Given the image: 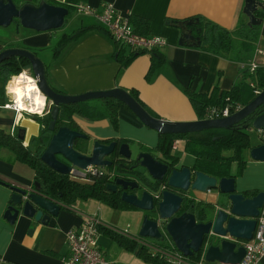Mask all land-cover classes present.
<instances>
[{"label":"crops","instance_id":"1","mask_svg":"<svg viewBox=\"0 0 264 264\" xmlns=\"http://www.w3.org/2000/svg\"><path fill=\"white\" fill-rule=\"evenodd\" d=\"M51 1L71 9V16H74L77 21L76 25L69 29L71 31L69 33L63 31L62 35L33 30L20 33L17 28L15 34L10 33L8 39L0 37V53L6 49H24L39 56L44 64L49 84L68 96L117 88L126 92L134 90L138 93L140 100L156 116V119L171 123L206 120L205 113L203 118L198 119L187 93L205 94L210 92L214 86L218 87L217 96L221 92H229L242 80L241 74L244 70L242 65L256 59V51L264 52V9L261 8L254 13L255 17L261 20L258 41L254 51L249 56H245L242 61L228 60L197 47L179 44L181 31L174 26V21H188L197 18L232 31L239 21L244 19L245 0ZM261 1L264 2V0ZM107 2L114 4L123 15L129 14L130 17L148 22V34L161 37L166 41V46L158 50L164 57V63L159 68L148 74L151 66V59L148 55L138 56L126 68H120V62L116 59L118 45L110 38L106 30L95 19L77 16L73 11L78 4L96 7ZM246 20H248L247 17ZM131 26L136 29L134 23ZM73 33H80L79 38L69 41L66 47L58 51L62 37ZM9 43L16 44V46H9ZM129 53L130 49L125 48V54ZM260 64L264 66V59L260 60ZM29 76L31 77L30 73ZM256 82L255 79L251 81L253 84H257ZM7 88L8 83L4 87L0 82V129L12 135L15 129L27 120L32 122L27 130L39 132L43 124L32 119L33 115L26 113L15 115L12 110L4 108V105L11 100L9 94L6 93ZM251 93L245 89L242 93V101H247ZM95 106L96 104H85L82 107L85 116L80 113L72 116L74 125L81 133L87 135L90 144L95 140L101 143L106 140L117 141L119 144L128 142L125 144L130 146L137 144L140 150L145 153L149 151L157 159L164 161H175L176 159L174 163L176 168L183 165V155L190 156L185 153V143L181 139L172 142L171 157L163 156L156 150L160 133L147 128L128 109L118 110L116 127L108 118L92 120L91 110H94ZM261 135L259 133V138H262ZM260 143L261 139L258 143H250V147L253 148ZM24 144L27 145V143ZM177 149H181L182 155L178 156L175 153ZM249 151L250 149L243 153V160L246 161L243 169L240 170L239 165L234 162L229 171V175L234 176L232 178L235 180L236 192L247 194L246 197H249L252 191L264 192V162L252 160ZM190 157L192 160L186 165L194 167V157ZM33 177V172L28 166L15 161L14 156L8 150L0 149V264H62L61 259L68 255L67 233L80 224L82 215L93 214L99 210L100 218L106 225L119 219L121 210L89 199L76 200L69 205L58 202L61 205L60 212L56 217H52L47 225L34 223L24 218H19L14 224H9L4 214L12 194L11 188L14 186L32 188ZM214 191L215 194L211 199H207L206 195H212V190L208 194L191 193L189 198L198 205L214 204L223 199L217 190ZM100 204L110 209L111 212L107 216L109 221L105 220L103 215L105 211ZM102 233L104 232L100 233L99 244L108 257L103 247ZM110 246L108 243V249ZM113 256L118 260L117 264H126L124 260H121L122 255L114 252ZM261 264H264V257Z\"/></svg>","mask_w":264,"mask_h":264},{"label":"water","instance_id":"2","mask_svg":"<svg viewBox=\"0 0 264 264\" xmlns=\"http://www.w3.org/2000/svg\"><path fill=\"white\" fill-rule=\"evenodd\" d=\"M258 8L264 9V2L245 0L243 13L249 26L261 24V20L254 15ZM68 15L65 7L48 4L45 0L36 5L27 2L20 6H16L12 0H0V28H7L14 20H18L19 26L24 29L48 32L61 28ZM194 22L197 23L193 20L174 23L181 31V46L199 44V39L189 29ZM13 57L28 61L31 77L46 102L50 103L47 113L50 121L46 129L52 136L40 158L43 164L56 173L67 176L73 168L83 171L88 167L105 169L110 180L106 190L119 193L120 200L136 211L148 213L140 223L137 235L140 238L163 241L164 237H169L175 248L189 258L205 249L204 259L207 262L238 264L241 261L245 250L238 241H248L252 238L256 226L255 219L264 203V192L246 197L243 193L236 192L234 178L211 177L196 171L193 166L182 165L176 168V159L164 161L145 152L138 153L133 159L128 144H119L117 141L101 143L98 140L90 144L87 135L67 127L57 128L56 121L62 105L112 98L121 102L147 128L160 134L183 135L210 129H229L253 115L256 109L264 104V90L241 111L227 118L171 123L152 117L128 92L120 88L77 96L57 93L48 85L44 64L34 53L21 49H6L0 53V64ZM31 123L25 120L18 126L17 136L24 143H28L31 137H37L45 128L42 126L39 132H29L27 128H30ZM249 125L262 134L261 143L250 149L249 156L252 160L264 162V113L255 116ZM78 140L85 143L83 152L74 148ZM124 162L134 165L125 168L122 167ZM11 190L12 194L4 214L9 224L24 218L47 225L50 219L60 212L61 205L42 195L37 183H34L32 188L14 186ZM210 190H217L223 199L206 205V209L202 210L204 222H197L194 213H181L184 198H189V195L195 192L208 194ZM149 213L153 216L149 217ZM210 238L212 240H209Z\"/></svg>","mask_w":264,"mask_h":264},{"label":"trees","instance_id":"3","mask_svg":"<svg viewBox=\"0 0 264 264\" xmlns=\"http://www.w3.org/2000/svg\"><path fill=\"white\" fill-rule=\"evenodd\" d=\"M18 1L22 4L28 2L36 5L41 0ZM46 2L51 5L59 6L51 0H47ZM66 9L69 12L68 16H70L71 9ZM243 18L244 19L239 21L236 28L232 31L225 30L215 24L202 21L197 18L190 19L197 21V23L194 22L189 29L192 31V34L199 39V44L187 47H197L228 60L242 61L246 55L249 56L250 53L254 51L259 38V26H249L246 17L243 16ZM13 23L19 26L18 20H14ZM130 23L135 24L136 29H134V31L137 34L143 36L149 35L147 31L148 22L142 19L130 17ZM173 23L177 22L174 21ZM79 34L80 33L64 35L60 41V48L58 51L66 47L65 45L69 44V41L78 39ZM141 55L150 56L151 66L148 74L159 68L164 63V57L158 52V50L150 53L130 50L129 54H125V47L121 45H118L117 47L116 59L120 62V68H126L132 60ZM29 69L30 64L23 58L13 57L4 61L0 64V82H2L5 87L9 81L13 82L14 79L20 76L23 71ZM241 77L242 80L238 82L229 92H221L219 96L216 95L218 91L217 86H214L210 92L205 94L188 92V98L196 111L198 119L203 118L207 108L224 107L228 104L240 103V101H242V93L245 92V89L248 90L247 86L253 84L251 83L253 79L257 81V84H254L255 87L260 90H264V66L261 65L254 73H249L248 70L244 69ZM47 83L52 90L57 93H61L59 90L53 88L49 84L48 80ZM251 92V97H249L247 101L241 102L243 106L253 100L254 95L252 88ZM128 93L152 117L156 118L149 108L140 100L136 91L130 90ZM85 104H96L95 109L91 110L93 112L91 116L92 120L108 118L114 127H116L118 123V110L120 108L127 109L121 102L112 98L88 100L76 105H62L59 108L56 127H67L81 133V131L74 125L72 116L75 113H80L82 116H85L82 111V107ZM262 113H264V104L258 107L253 115L238 122L237 124H234L229 129H210L186 135L159 134L156 150L165 157H171L170 152L172 142L174 140L181 139L185 143V153L194 157V169L196 171L219 179L234 177L229 175L230 166L232 163L236 162L239 165L240 170L243 169L246 163L242 157L243 153L251 149L248 134V130L250 129L249 124L255 116ZM32 117V119L40 121L43 124L45 127L44 130L39 132L37 137H31L27 145H25L24 141L19 140L17 136L18 127L12 135L9 134V132L7 133L0 129V149L8 150L14 156L15 161L25 164L31 169L34 175V183L39 184L42 195L64 205H69L76 200L81 201L94 199L98 202L105 203L109 207L116 210H135L120 200L119 193H112L106 190V185L110 182L106 174H103V176L93 177L91 182H79L71 179L67 175L58 174L43 164L40 158L52 136V134L46 129L50 118L48 114L41 118L37 115H33ZM110 142L112 141H104V143ZM84 146L85 143L78 140L76 141L74 148L77 151L83 152ZM147 153H149V151ZM122 167L126 168L128 166L123 163ZM118 170L120 171L121 169L118 168ZM250 193L251 194L248 195L249 197L256 195L259 192L252 191ZM192 206H194L195 209L193 211H195L196 219L199 222H202L204 220V216L202 212H197V209L205 205L195 204V202L190 198H184L181 213H191ZM100 232H104L110 236V238L121 248L128 251H135L136 255L142 257L146 263L151 262V260L146 258L143 249L137 245L136 241L125 238L116 233H112V231L107 229H100Z\"/></svg>","mask_w":264,"mask_h":264},{"label":"built area","instance_id":"4","mask_svg":"<svg viewBox=\"0 0 264 264\" xmlns=\"http://www.w3.org/2000/svg\"><path fill=\"white\" fill-rule=\"evenodd\" d=\"M73 11L77 16L95 19L115 43L132 51L150 53L166 46V41L161 37L137 34L131 26L130 15H123L112 3H102L96 7L78 4L73 8ZM255 55L256 59L242 65V68L248 70L249 73H254L261 66L260 60L264 59V52L262 51H256ZM23 73L27 72L23 71ZM250 87L254 96L261 93V90L256 88L254 84H251ZM44 103V107L39 114L31 115L39 117L46 115L49 112L50 103L46 100ZM243 107L240 103H232L224 107H210L206 109L205 117L206 120L227 118L241 111ZM4 108L12 110L15 115L30 114L19 110L12 99L4 105ZM103 174H107L105 169L88 167L85 171L73 168L68 176L75 181L91 182L93 177L103 176ZM259 212L252 238L248 241H238L245 250V254L238 264H261L264 257V203ZM100 229H107L112 233L136 241L137 245L143 249L146 258L155 264H203L202 259L194 260L183 256L175 248L169 237L166 240L164 237L163 241H166L167 245L162 247L104 224L100 218L99 210L93 214L82 215L80 224L69 230L66 236L68 255L61 259L62 264H117L107 257L99 244ZM207 239L204 243L205 246L207 245ZM204 252L205 249L199 255L204 256Z\"/></svg>","mask_w":264,"mask_h":264},{"label":"rangeland","instance_id":"5","mask_svg":"<svg viewBox=\"0 0 264 264\" xmlns=\"http://www.w3.org/2000/svg\"><path fill=\"white\" fill-rule=\"evenodd\" d=\"M76 23H77V21L74 19V16L70 15V16H67L65 24L61 28H59L57 30L49 31V32H52V33L57 34V35H62L63 31H66V33H69L71 31L69 29H71V27L76 25ZM17 28L20 31V33L21 32H26V30H29V29H24L21 26H18L17 24H15V23H12L7 28H0V37L8 39L10 33L11 34L12 33L15 34ZM1 42H3V41H1ZM4 42L7 43L6 40H4ZM55 42H57V41H55ZM10 45L11 46H16V44L9 43V46ZM21 50H24V49H21ZM53 52L54 51L52 50V53ZM246 56H248V55H246ZM37 57L39 58V56H37ZM26 72L29 74L28 70H26ZM16 79H14V80H16ZM247 88H248L249 92L251 93V87L247 86ZM248 134H249V139H250V143L251 144L258 143L260 141V139H261V137L259 138L258 131L254 130L252 128H250L248 130ZM138 146L139 145H137V144L136 145L135 144H131V146H130V149H131V152H132V157L131 158H133V159L136 158L138 153L145 152V151L140 150ZM175 153L178 156L182 155L181 149H177ZM182 157H183V161H184L183 165L190 164V162L192 160V158L190 156H187V155L184 156L183 155ZM139 170H141V169H139ZM141 171L144 172L143 170H141ZM212 192H213L212 195H206L207 199H211L214 196L215 191L212 190ZM100 205L102 206L103 210L105 211L104 214H103L105 220L109 221L107 216H108V213L111 212L110 209L107 208L106 206H104L103 204H100ZM147 214H148L147 212L136 211V210L135 211H127V212L122 211L120 213L119 219L117 221H113V222H111V224H107V225L112 227V228H114V229H116V230H118V231H126L127 233H129L131 235H138V231H139V228H140L141 220ZM154 219H156V218H154ZM160 229L163 232V227H161ZM102 234H103V236H102L101 239H103L104 250L107 252L108 258L110 260H112L113 262L119 263V262H117L118 260L113 256V253L115 252L116 254L122 255V259L121 260H124L123 262H125L126 264H155L152 261L146 263L142 257L136 255L135 251H128V250H125V249L121 248L114 240H112L110 238V236H108L105 233H102ZM143 239H145V240H147V241H149V242H151V243H153V244H155L157 246L164 247V246L167 245L166 241H156V240H152V239H149V238H143ZM166 239H167V237H165V240ZM209 240H212V238H210ZM105 243H107V244L109 243L111 245L109 249L107 247V244H105ZM193 257H192V259H194V260H201L202 259L203 264H219L217 262H212V263L211 262H207V261H205L204 256H201L199 254H195Z\"/></svg>","mask_w":264,"mask_h":264},{"label":"bare ground","instance_id":"6","mask_svg":"<svg viewBox=\"0 0 264 264\" xmlns=\"http://www.w3.org/2000/svg\"><path fill=\"white\" fill-rule=\"evenodd\" d=\"M7 93L21 111L39 114L44 107L45 97L39 91L34 79L27 73H22L16 80L10 82Z\"/></svg>","mask_w":264,"mask_h":264},{"label":"flooded vegetation","instance_id":"7","mask_svg":"<svg viewBox=\"0 0 264 264\" xmlns=\"http://www.w3.org/2000/svg\"><path fill=\"white\" fill-rule=\"evenodd\" d=\"M13 1V3L16 5V6H20L22 3H20V1H18V0H12ZM125 163V162H124ZM125 164H127V163H125ZM133 165H134V163H129V164H127V166L128 167H133ZM191 213H194V215L196 216V214H195V211H193V210H195L194 209V206H192L191 207ZM203 209H206V205L205 206H202V207H199L198 209H197V212H202V210ZM149 217H151V216H153L152 214L151 215H148ZM197 222H199L198 220H197ZM204 222V221H203Z\"/></svg>","mask_w":264,"mask_h":264}]
</instances>
